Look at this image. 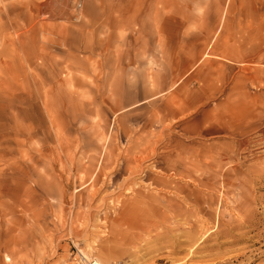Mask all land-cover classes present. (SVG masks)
Wrapping results in <instances>:
<instances>
[{"label": "rangeland", "instance_id": "obj_1", "mask_svg": "<svg viewBox=\"0 0 264 264\" xmlns=\"http://www.w3.org/2000/svg\"><path fill=\"white\" fill-rule=\"evenodd\" d=\"M44 1L0 0V264H264V0Z\"/></svg>", "mask_w": 264, "mask_h": 264}, {"label": "crops", "instance_id": "obj_2", "mask_svg": "<svg viewBox=\"0 0 264 264\" xmlns=\"http://www.w3.org/2000/svg\"><path fill=\"white\" fill-rule=\"evenodd\" d=\"M173 20H174V17L172 16H169V15L166 16L164 14L161 15L159 17L156 31L155 32L153 31V33L157 34V38H156L157 46L161 50H168V49L179 50L181 49L180 46L187 42L185 26L184 27L180 26L181 25L180 17L177 18V21L175 22V24L171 25ZM183 24L184 23H182V25ZM193 35L196 36V33H194ZM206 36H208V34ZM160 58H166L168 60H173V61H162L159 63L162 65H168V64L183 65L185 64L184 61H181L182 60L181 56L179 57L178 55L170 58V57H165L162 54Z\"/></svg>", "mask_w": 264, "mask_h": 264}, {"label": "bare ground", "instance_id": "obj_3", "mask_svg": "<svg viewBox=\"0 0 264 264\" xmlns=\"http://www.w3.org/2000/svg\"><path fill=\"white\" fill-rule=\"evenodd\" d=\"M50 4H51V2L45 0L44 2H40V3H37V2L36 3H32V8L37 13V15L42 14V15H45V16L47 15L48 16V15H50V11H49ZM123 217L125 218L127 216L126 215L125 216L123 215Z\"/></svg>", "mask_w": 264, "mask_h": 264}, {"label": "built area", "instance_id": "obj_4", "mask_svg": "<svg viewBox=\"0 0 264 264\" xmlns=\"http://www.w3.org/2000/svg\"><path fill=\"white\" fill-rule=\"evenodd\" d=\"M73 264H100V262L95 257H86L77 250L76 255L73 259Z\"/></svg>", "mask_w": 264, "mask_h": 264}]
</instances>
